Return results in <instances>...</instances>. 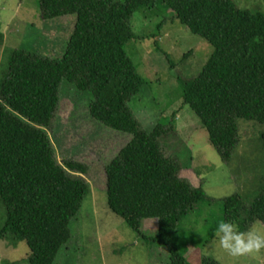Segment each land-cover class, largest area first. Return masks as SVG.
Here are the masks:
<instances>
[{"label":"trees","instance_id":"obj_1","mask_svg":"<svg viewBox=\"0 0 264 264\" xmlns=\"http://www.w3.org/2000/svg\"><path fill=\"white\" fill-rule=\"evenodd\" d=\"M40 18L75 15L60 58L14 49L0 78V201L6 221L0 238L25 240L29 264H53L70 236L69 221L80 212L89 184L75 174L88 168L59 165L45 133L58 105L60 83L89 91L91 116L132 136L105 167L106 203L142 233L143 221L158 220L152 239L166 247L171 264H191L176 237L179 223L205 200L203 189L181 178L159 139L167 122L146 132L129 108L144 79L126 51L135 38L132 17L140 8L163 6L205 38L214 52L194 80L184 82V104L209 133L229 164L239 145L240 120L264 126V13L232 0H38ZM225 219L241 231L264 224V195L245 206L238 196L223 203ZM202 264H220L207 258Z\"/></svg>","mask_w":264,"mask_h":264},{"label":"rangeland","instance_id":"obj_2","mask_svg":"<svg viewBox=\"0 0 264 264\" xmlns=\"http://www.w3.org/2000/svg\"><path fill=\"white\" fill-rule=\"evenodd\" d=\"M252 12L264 13V0H232ZM38 0H0V78L14 49L60 58L75 27L76 16L40 18ZM135 38L126 45L145 84L128 103L142 128L151 133L161 121L168 131L159 139L165 157L183 169L180 176L202 188L205 200L178 225L176 237L191 264L207 258L220 264H264V251L233 258L214 244V231L225 219L223 203L238 196L249 206L264 195V126L240 120L239 145L229 164L212 145L196 113L184 104L183 83L202 72L213 45L163 6L140 8L131 20ZM92 94L60 83L58 105L46 135L61 166L66 162L88 168L75 174L90 186L80 212L69 221L70 236L53 264H171L165 246L152 238L158 221L144 220L134 230L106 203L105 167L131 141L127 133L110 129L90 112ZM6 208L0 201V228ZM236 223V222H234ZM238 224V223H236ZM240 225V224H238ZM264 228L257 220L250 226ZM30 249L13 235L0 238V264H29Z\"/></svg>","mask_w":264,"mask_h":264},{"label":"clouds","instance_id":"obj_3","mask_svg":"<svg viewBox=\"0 0 264 264\" xmlns=\"http://www.w3.org/2000/svg\"><path fill=\"white\" fill-rule=\"evenodd\" d=\"M213 235V243L218 244L220 249L233 258L264 251V228H257L255 225L241 231L238 224L221 221Z\"/></svg>","mask_w":264,"mask_h":264},{"label":"crops","instance_id":"obj_4","mask_svg":"<svg viewBox=\"0 0 264 264\" xmlns=\"http://www.w3.org/2000/svg\"><path fill=\"white\" fill-rule=\"evenodd\" d=\"M152 219H156V218H152ZM146 220H151V219H146ZM157 220V219H156ZM158 221V220H157Z\"/></svg>","mask_w":264,"mask_h":264}]
</instances>
